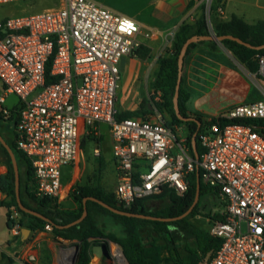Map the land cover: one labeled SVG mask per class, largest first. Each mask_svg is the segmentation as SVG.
Instances as JSON below:
<instances>
[{"label":"built area","instance_id":"built-area-1","mask_svg":"<svg viewBox=\"0 0 264 264\" xmlns=\"http://www.w3.org/2000/svg\"><path fill=\"white\" fill-rule=\"evenodd\" d=\"M28 1L0 0V6ZM216 1L222 12L226 0H202L212 34ZM141 33L136 20L95 0H59L34 14L0 18V114L13 115L4 105L16 94L15 141L33 168L38 198L69 197L72 185L63 181L62 170L78 168L83 140L99 136L103 126L111 132L120 203L130 207L164 189L179 196L188 191L197 162L186 138L178 139L162 114L116 120L120 63L135 56ZM257 58L258 70L249 74L263 98L234 106L221 116L236 122L209 125L201 134L202 181L221 206L220 217L208 219V230L223 242L200 264H264V55ZM101 153L95 148L96 157ZM19 217L13 209L14 236L22 234ZM52 229L46 224L44 230ZM110 245L111 264H129L123 251H111Z\"/></svg>","mask_w":264,"mask_h":264},{"label":"trees","instance_id":"trees-1","mask_svg":"<svg viewBox=\"0 0 264 264\" xmlns=\"http://www.w3.org/2000/svg\"><path fill=\"white\" fill-rule=\"evenodd\" d=\"M194 2L192 0L191 5ZM221 5L220 1H216L212 6L211 12L212 28L217 36L231 35L253 46L264 44L263 20L249 24L239 16L233 15L229 21H220L216 16L218 14V8ZM201 9L202 14L194 23L183 24L176 33L172 53L161 56L158 59V70L152 88L156 93L162 92L161 100L155 101L154 103L147 101L146 105L143 104L140 109L135 111L118 110L116 116V120L120 121L127 118L145 117L157 111L162 114L166 124L173 127L174 131L176 130V126L186 125L189 129L186 141L191 149L192 155H194L193 136L197 134V147L200 160L205 151L201 145V134L205 132L206 128L212 124H220L223 126L236 122L235 120L225 119L222 116L206 120L202 115L191 112L187 106L191 94L184 86V78L182 79L179 96L181 114L185 117H196L201 121V126L199 127V124L195 121L184 122L180 120L174 109L173 98L178 80V58L181 49L184 43L192 36H204L211 33L206 17L205 4L203 2ZM221 44L228 51L232 52L234 57L250 71L256 72L258 70L257 56L264 55V49H252L232 39H224ZM197 45H207L211 49V52L218 49V42L216 41L206 40L192 43L188 48L184 66L188 55ZM150 52L151 50L149 48L142 45L135 56L145 59L150 56ZM47 83H50L49 79ZM152 99L154 100L155 98L153 97ZM0 117H2L1 114ZM17 121L18 117L16 116V123ZM86 139L83 140V148L85 147ZM9 145L18 159V165L20 160L25 161L26 165V178L24 179L20 175L23 204L27 208L33 209L49 219L45 220L24 212L19 208L16 197V180L12 158L5 146L1 145L0 154L2 159L0 161L7 165L8 171L0 175V189L2 194L6 196V198L0 199V206H5L9 210V228L11 229L13 226V221L10 219L13 209L19 212V221L22 229L27 228L34 232L36 230H44L46 224H51L53 227L52 233L56 238L78 241L80 243L81 251L77 264L90 263L93 244L99 239H108L118 244L122 248L129 264H200L206 257H213L222 245L223 241L221 238L212 236L209 230L196 225L192 221L196 216H202L212 220L220 217L219 214L213 215L211 212H207L202 206L206 197L213 196L217 198V196L211 188L203 183L201 170L199 171L201 179L200 200L192 213L183 219L160 221L124 216L110 211L95 201L88 200V215L82 222L68 228L58 227L70 224L83 215L84 199L87 197H95L114 208L132 213L162 218L179 217L187 212L194 203L198 185L197 168L189 175L188 191L183 196L177 195L173 190L164 189L162 194L155 197L139 199L130 207H126L120 203L116 199L114 191L106 189L101 184L100 176L95 183L84 186H73L69 196L74 198L79 207L77 210H71L62 208L61 204L51 198H38L36 196L34 172L29 160L18 150L16 141ZM99 164L98 171L102 174L107 164L103 159H101ZM26 197L30 202L26 201ZM158 203H161V206L156 207ZM102 215L112 216L122 226L123 234L119 236L106 232L99 223V217ZM16 239L21 245L25 243L21 241V235ZM2 264H13V259L3 254Z\"/></svg>","mask_w":264,"mask_h":264},{"label":"crops","instance_id":"crops-1","mask_svg":"<svg viewBox=\"0 0 264 264\" xmlns=\"http://www.w3.org/2000/svg\"><path fill=\"white\" fill-rule=\"evenodd\" d=\"M99 1L98 3L115 12L122 9L124 1H131L136 4V10L132 13H126V11L117 13L133 18L139 23L142 29L139 38L142 45L149 48L151 52L150 56L145 59L138 56L122 58L120 63L122 82L118 92L117 108L119 111L138 110L143 105V102L149 100V94L142 90L143 73L145 77L148 76L150 78L148 61L154 58L153 60H156V69L158 70V59L161 56L172 53L174 37L180 27L185 23H194L202 14V0H194L193 5H191L192 0ZM233 15L239 16L249 24H254L260 20L264 21V0H226L223 5V11L218 12L216 18L220 21H229ZM234 58L233 53L224 48L221 43H218V49L213 52H211V49L207 45H197L193 48L187 57L183 69L184 86L191 94L187 103L188 109L191 112L202 115L206 120H211L212 118L221 116L236 105L246 103L238 102L227 106H218L210 98L209 92L214 90L220 82H226L235 88L248 85V80L244 76V73L236 68ZM154 80L155 78L151 81L154 82ZM1 86L3 87L2 82ZM262 98L263 95L261 93L259 99ZM5 128L4 126V131ZM0 135L7 145L15 142V130L11 134L5 131L4 134ZM1 145L4 146L0 140V152ZM109 146L112 153L111 139ZM112 157L113 164L115 165L113 153ZM1 159L2 156L0 154ZM22 162L24 163V171L26 172L25 161ZM79 168L80 164L78 168L74 167V171L77 172ZM7 171V165L0 161V175L7 173ZM74 174L73 178H75ZM4 198H6L5 195L0 196V199ZM25 199L27 202H30L27 197ZM67 200L68 198L58 201V203L62 205V203L67 202L69 205L67 209H78L77 202L72 204ZM8 213L7 207L0 206V264H2L3 254L13 259V264H29L28 259L37 261L36 264H46V261L53 254L56 244L60 240L65 239L56 238L52 231L36 230L34 232L31 231L28 239L23 241L25 243L21 245L16 239L18 236H14L9 228ZM69 252V250H63V259H66L70 255Z\"/></svg>","mask_w":264,"mask_h":264},{"label":"rangeland","instance_id":"rangeland-1","mask_svg":"<svg viewBox=\"0 0 264 264\" xmlns=\"http://www.w3.org/2000/svg\"><path fill=\"white\" fill-rule=\"evenodd\" d=\"M97 2H100L99 0H96ZM59 5V0H32L28 1L26 3H11L7 5L0 6V18H5L9 16H15V15H24V14H34L46 7H53ZM122 10V11H121ZM119 9V13L126 11V13H132L136 10V4L131 1H124L122 5V9ZM212 23V22H211ZM210 32L211 27L209 26ZM154 58L150 59L148 61V64L150 66L149 75L150 78L147 76L145 77V74L143 73L142 77V90L149 94V100L151 103H154L155 101H160L162 98V92L156 93L153 88L152 84L153 81H151L153 78H155L157 69H156V60H153ZM234 64L236 68H238L240 71L244 73V76L248 80V85H244L240 88H235L227 84L226 82H220L219 85L212 91L209 92L210 98H212L216 105L218 106H227L229 104L238 103V102H253L260 100L259 96L261 94V90L257 84V82L253 81L251 79V75L249 72L254 73L250 71L244 64H242L240 61H238L236 58L233 59ZM1 81H0V95L3 94V87L1 88ZM39 92V91H38ZM36 92V94L38 93ZM155 98L154 100L152 98ZM144 105L147 104L146 102H143ZM7 107L11 112V117H0V134H4L5 131L9 134L13 133V130H15L16 126V115L17 110L20 107V99L16 94H9L6 98V103L4 105ZM4 126L5 128L4 131ZM189 129L186 125L176 126V130L174 133L176 134L178 139L185 138L188 135ZM12 138V137H11ZM111 139V132L110 128L108 126H103L101 130V134L99 136L92 134L91 137H87L85 141V147L83 148L82 157L80 161V168L77 170V172L74 171V168L72 165L65 166L63 168V181L65 183H68L70 186L72 185L71 189L75 185L84 186L86 184H92L97 181V178L101 176V184L108 190L114 191L115 185H116V179H115V165L113 164V157L111 153V148L109 146V142ZM11 141V139H10ZM12 144V142L10 143ZM100 147V149L103 151L99 157H96L94 154L95 148ZM103 159V161L107 164V167L105 171L100 174L99 173V166L100 161ZM19 169L20 174L25 179L26 178V172L24 171V163L20 161L19 163ZM75 172V174H74ZM73 174L74 177L73 178ZM68 202H71L72 204L75 203V200L72 196L68 197ZM79 206V205H78ZM161 206V203H158L156 207ZM203 208L206 209L207 212H211V214H219V210L221 209V206L219 204V201L217 198L213 196H208L204 199L202 203ZM62 208L67 209L69 208V205L67 202L62 203ZM209 218L206 217H194L192 221L208 230L210 227V223L207 220ZM99 223L100 226L109 233H113L116 235H122L123 229L120 224L116 222V220L110 216V215H102L99 217ZM106 242H108V245L110 243L114 244L116 247H119L121 250L122 248L112 242L108 239H102ZM76 245L80 246V243L78 241H67V240H60L54 249L53 254L49 257V259L46 261V264H66L64 263L65 260H63L64 253L63 250H69L70 255L66 259L68 261V264H77L80 251L81 249L76 248ZM123 251V250H122ZM165 255V253H163ZM66 255V254H65ZM37 261L28 259L29 264H36ZM89 264H103L101 262V257L93 254L90 256V263ZM106 264H111V261L108 260Z\"/></svg>","mask_w":264,"mask_h":264},{"label":"water","instance_id":"water-1","mask_svg":"<svg viewBox=\"0 0 264 264\" xmlns=\"http://www.w3.org/2000/svg\"><path fill=\"white\" fill-rule=\"evenodd\" d=\"M224 39L235 40V41L239 42L240 44H244L247 47L252 48V49H256V50L264 49V44H262L260 46H253L250 43L244 42L242 39H240L238 37L231 36V35L217 36L216 34L210 33L209 35H204V36L195 35V36H192L191 38H189L184 43V45L181 49L179 58H178L179 73H178V80H177V84H176L175 95L173 98L174 109H175V112H176V114L180 120H182L184 122L195 121L199 124V127L201 126V121L199 119H197L196 117H185V116H183L181 114L180 107H179V96H180V88H181L182 79H183L184 62H185V57H186L189 46L192 43H196L199 41H206V40H211V41H216L218 43H222V41ZM0 140L2 141V143L6 147V149L8 150V152L10 153L11 158H12L13 167H14V171H15V180H16V197H17V202H18L19 208L24 212H27L29 214L41 217L45 220H49L43 214H41V213H39L33 209L27 208L23 204L22 198H21L20 169H19L17 159H16L15 154L12 151L11 147L9 145H7V143L3 140L1 135H0ZM193 152H194L195 160L197 162V176H198L197 193H196L194 203L187 210V212H185L183 215H181L179 217H175V218H162V217H155V216H150V215H145V214H137V213H132V212H128L125 210H120V209L114 208V207L110 206L109 204L105 203L104 201H101L95 197H87L84 199V213H83V215L79 219H77L76 221H74L70 224L58 226V227L59 228H68V227H71L73 225H76V224H79L80 222H82L88 215V209H87V201L88 200L95 201V202L99 203L100 205H102L103 207L109 209L110 211H112L116 214L124 215V216H130V217H136V218H142V219L160 220V221H175V220H180V219L187 217L188 215H190L192 213V211L194 210V208L198 204V202L200 200V196H201V179H200V172H199L200 171V169H199L200 154L198 152V147H197V134H195L193 136ZM30 233H31L30 229L24 228L22 230V238H21L22 241L27 240ZM76 248L80 249V246L76 245ZM92 252H93V254H95L99 257H108V245H107V243L102 242L100 240L96 241L93 244Z\"/></svg>","mask_w":264,"mask_h":264},{"label":"bare ground","instance_id":"bare-ground-1","mask_svg":"<svg viewBox=\"0 0 264 264\" xmlns=\"http://www.w3.org/2000/svg\"><path fill=\"white\" fill-rule=\"evenodd\" d=\"M115 247H116V246H115L114 244L111 243V245H110V250H111V251H114V250H115ZM67 258H68V257H67ZM67 258H66V259H67ZM66 259H65V258L63 259V260H65L64 263L66 262V264H68V261H66ZM108 260H109V259H108L107 257H101V262H103V264H106V262H107Z\"/></svg>","mask_w":264,"mask_h":264},{"label":"snow or ice","instance_id":"snow-or-ice-1","mask_svg":"<svg viewBox=\"0 0 264 264\" xmlns=\"http://www.w3.org/2000/svg\"><path fill=\"white\" fill-rule=\"evenodd\" d=\"M130 27H131V25H130Z\"/></svg>","mask_w":264,"mask_h":264}]
</instances>
